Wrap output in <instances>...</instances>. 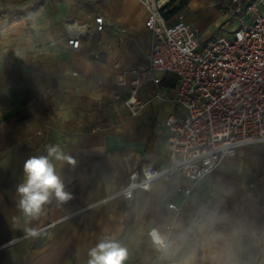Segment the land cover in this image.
Here are the masks:
<instances>
[{
    "label": "crops",
    "instance_id": "crops-1",
    "mask_svg": "<svg viewBox=\"0 0 264 264\" xmlns=\"http://www.w3.org/2000/svg\"><path fill=\"white\" fill-rule=\"evenodd\" d=\"M206 2L219 8L208 24H238L228 14L231 0ZM194 6V0H172L173 20L183 17L198 29ZM2 13L0 264H87L102 236L127 249L124 264H264L262 145L240 148L198 182L176 174L132 201L113 198L133 171L147 164L166 168L164 123L180 116L170 74L161 76V90H140L136 116L123 106L130 88L119 86L116 76L127 72L132 80V70L149 65L152 49L149 13L140 2L0 0ZM74 21L90 27L78 50L68 45ZM198 30L204 38L222 34ZM49 145L75 160L51 158L74 198L60 205L53 198L44 215L26 225L16 187L24 163L47 155ZM25 227L38 228L40 236H27ZM153 228L173 243L157 251Z\"/></svg>",
    "mask_w": 264,
    "mask_h": 264
},
{
    "label": "built area",
    "instance_id": "built-area-1",
    "mask_svg": "<svg viewBox=\"0 0 264 264\" xmlns=\"http://www.w3.org/2000/svg\"><path fill=\"white\" fill-rule=\"evenodd\" d=\"M148 11L152 33L149 65L116 76L130 88L123 106L136 116L142 108L140 90L160 88L161 76L177 80L172 102L180 116L164 123L168 130L169 161L164 169L152 164L133 171L113 198L132 201L136 192L150 191L162 178L180 175L195 183L216 171L242 147H264V0H231L229 16L238 20L231 37L204 38L183 17L173 20L172 0H137ZM218 1V0H212ZM100 27L103 16L99 17ZM68 45L78 50L90 27L76 21ZM157 97L166 99L162 93ZM191 189H185L190 194ZM173 242L165 241L161 251Z\"/></svg>",
    "mask_w": 264,
    "mask_h": 264
},
{
    "label": "clouds",
    "instance_id": "clouds-1",
    "mask_svg": "<svg viewBox=\"0 0 264 264\" xmlns=\"http://www.w3.org/2000/svg\"><path fill=\"white\" fill-rule=\"evenodd\" d=\"M46 151L47 155L32 156L24 163V179L16 187V207L24 217L26 225L38 221L53 198L58 205L74 198L73 193L65 190V184L51 158L65 160L71 165L75 164V160L66 156L57 145H49ZM24 231L30 237L40 236V230L36 227H25ZM149 235L155 245L161 248L165 246V238L157 229H151ZM127 255V249L117 240L102 236L89 249L87 264H124Z\"/></svg>",
    "mask_w": 264,
    "mask_h": 264
},
{
    "label": "rangeland",
    "instance_id": "rangeland-1",
    "mask_svg": "<svg viewBox=\"0 0 264 264\" xmlns=\"http://www.w3.org/2000/svg\"><path fill=\"white\" fill-rule=\"evenodd\" d=\"M176 4H181V1H177ZM194 5V13L198 16L195 26L198 29H208L210 32L216 33L222 30V36L231 37L234 30L239 26V24H221V28L219 26L217 27L213 22L208 24L206 22L207 18L212 17L215 13L219 12V8L215 2L207 3L206 0H194Z\"/></svg>",
    "mask_w": 264,
    "mask_h": 264
},
{
    "label": "trees",
    "instance_id": "trees-1",
    "mask_svg": "<svg viewBox=\"0 0 264 264\" xmlns=\"http://www.w3.org/2000/svg\"><path fill=\"white\" fill-rule=\"evenodd\" d=\"M176 11H177V9L173 10V11H172V14L176 13ZM2 15H3V13L0 14V18L2 17ZM27 15H28V13H24V14L21 15V17H22V16H27Z\"/></svg>",
    "mask_w": 264,
    "mask_h": 264
}]
</instances>
